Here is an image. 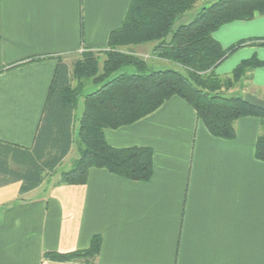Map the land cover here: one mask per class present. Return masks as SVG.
I'll return each instance as SVG.
<instances>
[{"label": "crops", "instance_id": "obj_1", "mask_svg": "<svg viewBox=\"0 0 264 264\" xmlns=\"http://www.w3.org/2000/svg\"><path fill=\"white\" fill-rule=\"evenodd\" d=\"M129 4L0 0V264H88L45 254L86 249L95 235L101 243L92 264H264V161L254 156L262 127L253 116L238 118L235 136L223 139L208 132L191 105L172 96L145 117L104 130L112 146L152 149L149 180L92 167L86 183L56 186L79 155L73 112L68 151L55 167L43 169L41 183L21 191L26 167L18 159L34 153L57 60L70 68L71 55L105 49ZM221 27L213 36L225 48L264 38V15ZM251 41L226 59L255 54L264 61V45ZM244 80L241 92L264 99V64ZM5 148L18 159L3 162ZM50 152L44 157L52 161L58 154Z\"/></svg>", "mask_w": 264, "mask_h": 264}, {"label": "trees", "instance_id": "obj_2", "mask_svg": "<svg viewBox=\"0 0 264 264\" xmlns=\"http://www.w3.org/2000/svg\"><path fill=\"white\" fill-rule=\"evenodd\" d=\"M197 1L130 0L123 21L108 35L106 49L102 50L105 58L101 62L92 51H84L70 68L61 59L57 60L36 133L34 153L25 151L26 156L18 159L10 155L14 151L7 148L2 151L6 156L1 159L3 162L11 156L26 167L21 191L41 183L43 169L55 167L68 151L73 112L80 98L83 109L77 124L79 155L70 169L61 172L54 183L56 186L86 183L92 167L104 168L125 179L149 180L153 174L152 149L112 146L106 141L104 130L131 124L155 111L172 96L191 105L197 118L215 137L232 139L238 118H258L262 131L256 138L254 156L264 161V110L244 102V92L227 95L250 70L263 65L264 61L253 54L240 60L229 74L216 72L237 48L256 39L264 45V38L242 39L225 48L213 36L224 24L264 15V0H216L203 6L191 21L174 27L175 21ZM148 42L153 43L152 53L156 57L178 64L181 70L150 68L143 59L122 50ZM125 66H132L134 72L113 75ZM2 70L0 68V72ZM88 81L97 87L83 93ZM47 148L58 154L52 161L44 157ZM100 243V235H95L86 249L48 252L45 257L92 264Z\"/></svg>", "mask_w": 264, "mask_h": 264}, {"label": "rangeland", "instance_id": "obj_3", "mask_svg": "<svg viewBox=\"0 0 264 264\" xmlns=\"http://www.w3.org/2000/svg\"><path fill=\"white\" fill-rule=\"evenodd\" d=\"M214 1H216V0H199V1H197L191 9L186 11L183 15H181L175 21L174 27H176L182 23H187V22L191 21L195 17L196 13L198 11H200V9L203 6H207ZM221 28H224V27H221ZM216 36H220V33H216ZM152 45H153L152 42H148V43H144V44L137 45V46L124 47L122 50L132 52L137 57L143 59L150 68H153V69L171 68V69L181 70V67L178 64L171 62V61H163L164 59L161 60V58L156 57L152 53ZM105 49H103V50H105ZM242 49H244V48H241L240 50H242ZM92 52L98 56L100 62L105 58L104 52L102 50H97V51H92ZM81 55H82V53L71 55V58L69 60H67L70 67H72L73 62L76 61L77 59H79L81 57ZM232 56L229 57L228 59H225L223 64L216 69L217 73L222 75L225 71H229L232 67H234L240 61V59H242L241 58L242 56H234V55H232ZM226 64H228L229 66L227 67ZM225 65H226V67H225ZM122 71H126V72L131 73V72H134V69L132 66H129V67L125 66V67L121 68L118 72L114 73L113 75H115L119 72H122ZM245 78L241 79L230 90L233 91L234 93H241V90L243 89L242 84H244ZM96 87L97 86L93 85L90 81H88L87 85L83 89V93H87L91 90H94ZM231 91H228L227 95L232 94ZM254 95H256V94H254ZM258 97H260V96H258ZM82 109H83V101H82V98H80L76 108L74 109V113L76 114V118L80 117ZM75 136H76L75 139H77V134Z\"/></svg>", "mask_w": 264, "mask_h": 264}, {"label": "water", "instance_id": "obj_4", "mask_svg": "<svg viewBox=\"0 0 264 264\" xmlns=\"http://www.w3.org/2000/svg\"><path fill=\"white\" fill-rule=\"evenodd\" d=\"M243 100L250 106L264 110V99L254 95L253 93L245 92Z\"/></svg>", "mask_w": 264, "mask_h": 264}]
</instances>
